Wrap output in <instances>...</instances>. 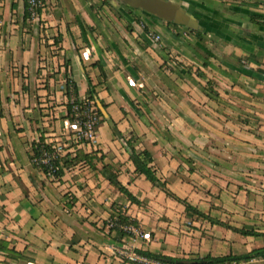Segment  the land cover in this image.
<instances>
[{
  "label": "crops",
  "instance_id": "obj_1",
  "mask_svg": "<svg viewBox=\"0 0 264 264\" xmlns=\"http://www.w3.org/2000/svg\"><path fill=\"white\" fill-rule=\"evenodd\" d=\"M129 1L43 0L41 13L29 18L25 0H0V264H141L121 249L187 260L264 247V217H248L228 196L220 199L228 192L223 182L219 194L212 192V205L192 203L220 222L186 221L183 203L156 186L158 199L147 193L139 182L147 179L135 173L108 123L102 126L111 136L102 140L110 152L85 159L91 170L66 166L55 179L33 165V144L61 133L67 74L80 98L88 95L89 78L94 83L101 76L109 89L99 96L116 122L122 116L137 133L144 123L135 102L145 109L153 139L143 149L152 152L157 175L178 197H184L183 180L191 186L192 179L185 172L183 179L173 178L180 162L204 165L218 180L249 176L258 180L249 193L264 195V24L251 18L264 21V0H166L194 15L198 27L167 21ZM168 132L175 133L172 144L155 140ZM225 144L227 158L215 150ZM252 148L255 159L248 156ZM104 165L139 200L152 197L147 212L110 183ZM185 196L192 202V195ZM169 206L183 216L178 227L169 220ZM117 207L149 237L111 229ZM150 213L162 214L153 221ZM186 222L195 228L189 231ZM202 224L206 229L197 227ZM246 225L258 235L241 237L235 228ZM230 264H264V258Z\"/></svg>",
  "mask_w": 264,
  "mask_h": 264
},
{
  "label": "rangeland",
  "instance_id": "obj_2",
  "mask_svg": "<svg viewBox=\"0 0 264 264\" xmlns=\"http://www.w3.org/2000/svg\"><path fill=\"white\" fill-rule=\"evenodd\" d=\"M94 80H95L94 84L96 86L97 93L104 94L105 90L109 89L106 78L104 79V78H101V76H98V78L94 79ZM63 89H64L63 90L64 95L66 96L63 99V103H64L63 105L73 104L75 102L74 89L71 88L69 92H67V89L65 87ZM87 96L84 98H80L81 101L87 102L88 101ZM87 103H90L91 105H93L92 102L88 101ZM135 103L137 105L138 110L141 113V116L139 117V121L141 120L144 123L142 130L138 131L136 133L135 132L136 130L133 131L134 129H133L132 125L131 126L128 125V123L125 122V119L122 116H118L116 118L117 124L121 125V128H123L125 130V133L122 130H121L122 131V133H121L120 129H118V133L116 135L119 138L120 143H122V135H125L126 137H133L135 139V144H136L137 149H143V147L148 145L153 139L152 134L148 132V127L150 126V124H152V122L148 123V121L146 119L147 113H146L145 109H143L139 103H137V102H135ZM65 109L67 110V106L63 108V110H65ZM106 112L108 113V109H106ZM88 113H89V115H91L89 118L91 120H93L95 131H96L95 139L90 140V141L86 140L82 137L81 138L79 137V132L84 131V128L82 129L80 127L84 124L85 121H87L84 116L77 117V115L74 113V116L68 117V113L66 111L63 114V116L60 117V120L62 123L60 125V132L61 133L58 136L57 140H54V141H55V144H57L59 147H61V154L63 155V157L65 159L67 158V160H68L67 161V170L72 169V168H74L75 170H77V169L81 170L84 167H87V170H91V166L89 167V164H88L87 160H85L82 153L96 154L99 157H101L100 159H104L108 156V153L110 152L109 143L102 140V138L106 139L108 135H109V137L111 136L110 131L107 129L106 125L102 126V117L100 115H98L95 107H93L91 110H89ZM163 134H165V137L163 136ZM168 134H170V135H168ZM159 138L165 139L167 142L169 141L170 144H172L173 140H175V141L177 140L175 133H170V132L159 133V137L155 138V140L158 141ZM112 140L115 141V139H112ZM116 143L119 146V143L118 142H116ZM231 143H233V141H231ZM226 144H225V147L222 145L217 146L215 148V150H216V152H218L219 156H224L227 158V155H228L227 151H230V150H228L226 148ZM120 149L123 151L122 147ZM252 149L253 150L250 151L252 154L250 153L248 156H250V158H252V159H255L256 156H254L253 153L257 154L258 152H256V150L254 148H252ZM67 153H69V155H71V157L70 156L67 157ZM78 154H79V156L76 159V161L71 164V161L73 159L72 157H75ZM112 159H114V157ZM108 161H110V159H108L107 162ZM74 166H76V167H74ZM202 166L198 167L196 164H188V163L182 164V162H180V165H179V169H180L179 173L180 174H178V172H175L174 175L175 174L176 175L173 178L178 179V180L183 179L182 174H181L182 172H185V176L188 179H190V177L192 178V179H190L191 186H189L188 182H186L184 179L183 182H185V184H184L185 188L179 189L180 191L181 190L185 191V192L181 191L184 194V197L182 196L183 199H186V198L188 199V196H185V193H186L187 195H192L193 198L191 199V201H192L191 203H197V202L199 203L200 201H202V202H205L207 204L212 205L214 202L213 197H212V192H214L216 194L218 192V190H216V189H218L217 185L218 184L221 185L223 182V188L228 190V192H226L228 194L224 193L220 199H222L224 196H228L229 200H230L229 204H234V205H237L238 207L242 208L244 213L248 217L251 215H253V216H261L262 215L264 217V210H263L262 214L259 212V211H261V210H259L260 208L264 209V195H263V193H258V194H254V195H252V193L251 194L249 193V190H252V187H255V183L258 184V180H255L253 182L250 180L251 178H249V176H248V178L245 177V178H242L239 180H236L234 178H224V180H218V179H216L217 178L216 174L215 175L212 174L211 170L205 168L204 165H202ZM129 170H130V168H128V171ZM252 170H254V168H252L251 171ZM194 173H195V175H194ZM220 179H222V177H220ZM142 181L144 182V185H142V188H143V186L146 188H149L148 190H146L145 188H143V189H145V191L147 193H149L150 195H152L153 197L158 199L157 188H155L154 185H152L151 183L147 182V180H144L142 178H141V180L139 179L140 183H142ZM256 186H258V185H256ZM223 188H221V189H223ZM219 193L220 192H218L217 194H219ZM142 195H144V194L142 193ZM151 198L149 197V199H148L147 196H145L142 201L140 200L141 202L139 203V205L142 208H144L145 212H147V210H148V207H147L148 205L152 206L153 202H152ZM74 199H71V201L75 202L76 198L74 197ZM165 200H167V199H165ZM70 204H71V202H70ZM169 207H171V206H169ZM115 209H114L115 212L112 213V215H114V218L112 219L110 217L108 220L109 225L111 222H113L114 227H116V228L118 227L120 230H122L123 232H125L126 234L131 235V236H136L139 234V231H142L145 229L140 224L138 226L136 224V221H134L130 217H129L128 223H121L119 220V216L120 215L126 216V213L120 207L119 208L117 207ZM170 210L171 211L168 213V215H170L169 220L172 223H174L175 226H177L176 224H177L178 220H180V219L183 220V216H182V214L180 216V212H179L178 208H176V207L175 208L171 207ZM181 213H182V211H181ZM161 214L153 215V213H150V215L153 216V218H152L153 221L159 220L161 217ZM165 219H167V217H165ZM201 220H204V219H202L200 216H198L194 213H191V212L188 213L187 212L186 221H191V222L198 221V224H200ZM191 222L190 223L186 222L187 223V229L189 231H191V229L195 228L194 226H192ZM130 226L137 228V232L130 230L129 229ZM251 226L252 225H246V228L249 229V228H251ZM109 227L111 228V226H109ZM197 227H199L201 229H206L203 226V224L201 226L198 225ZM119 229H116V230L119 232ZM239 233H240L241 237L247 236V234H243V233H241V231ZM147 235H148V233H147ZM148 237H149V235L147 236V238ZM229 245L226 247L228 250L230 248ZM246 245L251 246L250 243H247ZM262 245L264 246V237H261V243L259 244V246H262Z\"/></svg>",
  "mask_w": 264,
  "mask_h": 264
},
{
  "label": "trees",
  "instance_id": "obj_3",
  "mask_svg": "<svg viewBox=\"0 0 264 264\" xmlns=\"http://www.w3.org/2000/svg\"><path fill=\"white\" fill-rule=\"evenodd\" d=\"M43 3V0H41ZM25 4H26V12L25 15L26 17L32 18L31 17V12H30V4H29V0H25ZM43 8V7H42ZM41 8L37 9V13L38 15L41 13ZM252 20L254 19V21H256L257 23H259V25L264 24V21H262L263 17L259 16V15H253ZM201 33L198 32L197 35H200ZM64 66L66 68V72H69V62H65ZM100 68V67H99ZM101 74L103 77H105V71L104 69L101 67ZM66 89L67 92L70 91L71 88L74 89V96H75V102L73 104H68L67 105V113H68V117L74 116V107L75 106H82L83 102L81 101L79 94H78V87L77 84L71 79L69 78V75L67 74L66 77ZM87 100L89 102H92L93 105H88V106H92L95 107L97 110L98 115H100L102 117V124L103 123H108L112 133L114 134V136H116L117 132H118V124L117 122L112 118V116L109 115V119L105 117L102 108H106V103L104 102V100L99 96V93H97L96 90V86L93 83L92 79L89 78V89H88V96H87ZM82 110V109H81ZM122 133V131H121ZM117 137V136H116ZM122 140H123V147L126 149L127 154L129 155V159L132 161L133 165L135 166V172L137 173V175L139 176H144L150 183H152L154 186L160 188L162 191H164L166 193V195L174 198L175 200L183 203L186 207V211L188 213H194L200 217H203L205 219L210 220L211 222H220L217 219L212 218L210 215L206 214L203 211H200L196 206H194L191 202H189L187 199H182L180 197H178L175 193H173L167 184L166 180H162L158 175L157 172L154 168V166L152 165L153 161H154V157L152 152L147 149H137L136 144H135V139L133 137H126L125 135H122ZM55 145V141H50L47 140L46 137L41 136L39 138V140L37 142H35L32 146V153H31V160L33 165L36 168L41 169L48 177L51 178H59L64 174L65 171V167L67 166V158L65 159L63 157V155L58 156V158L54 161V165L56 167V170L52 173H50V170L47 166L42 165V164H38L37 160L42 156L44 151H51L53 150V146ZM84 158L87 159L88 161L92 158H94V156L96 154H90V153H82ZM71 155H69V153H67V157ZM79 154L75 157H72V161L71 164L73 162L76 161V159L78 158ZM103 172L106 176V178L110 181V183L116 187L118 190H120L122 193H124L131 201L132 203H140V200L134 196L125 185L122 184V182L118 179L117 174L112 170L111 167H109L108 165H104L103 167ZM111 218H114V215H111ZM119 220L121 223H128L129 220V216L127 217V215H120L119 216ZM133 221V220H132ZM135 223V222H134ZM111 229H119L118 227H111ZM235 230L237 231H241V233L243 234H247V235H258V232L254 231V230H248L245 228H242L241 230L238 228H235ZM121 236L126 235L125 232H123L122 230L119 229L118 232ZM3 246L0 244V249H2ZM138 253L145 255L147 257L150 258H155V259H162V260H174L177 258H173V257H166V256H162L159 255L157 253H151L149 251H142V250H137ZM256 257H263L264 258V247L258 248V249H254L248 253L245 254H241V255H233V254H229V255H225V256H220V257H212V256H206L203 258H197V259H185L186 261H190V262H232V261H248L251 260L253 258Z\"/></svg>",
  "mask_w": 264,
  "mask_h": 264
},
{
  "label": "built area",
  "instance_id": "obj_4",
  "mask_svg": "<svg viewBox=\"0 0 264 264\" xmlns=\"http://www.w3.org/2000/svg\"><path fill=\"white\" fill-rule=\"evenodd\" d=\"M30 4V12L31 17L36 18L38 16L37 9L43 7V3L41 0H29ZM158 39V37H157ZM82 106H75L74 107V113L77 115V117L84 116L87 121L84 122V124L80 128H84L83 132H79V137L84 138L86 140H93L95 139L96 131L94 127V122L89 117L88 111L91 110L93 107L88 106L90 103H87L85 101H82ZM82 109V110H81ZM88 116V117H87ZM61 147H59L57 144L53 146V150L51 151H44L42 156L37 160L38 164L45 165L49 168L50 173L54 172L56 170V167L54 165V161L58 158V156H61ZM111 227L114 226V223L111 222ZM130 230H133L134 232H137V228L130 226ZM127 230V229H126ZM140 236L143 238H147V233H142L139 231ZM121 254L133 262H138L141 264H230V262H190L186 261L184 259H174V260H162V259H155L150 258L145 255H142L137 252V250L131 251L129 248L123 247L121 249Z\"/></svg>",
  "mask_w": 264,
  "mask_h": 264
},
{
  "label": "water",
  "instance_id": "obj_5",
  "mask_svg": "<svg viewBox=\"0 0 264 264\" xmlns=\"http://www.w3.org/2000/svg\"><path fill=\"white\" fill-rule=\"evenodd\" d=\"M135 2L136 1L133 0L131 2L129 1L127 4L131 5L132 3L135 4ZM138 2H140L145 9L160 15L167 21H174L177 24L194 25L195 27H198V21L195 16L180 5H172L173 3H168L166 0H138ZM171 17H173V19ZM102 111L105 117L109 119L106 110L102 108Z\"/></svg>",
  "mask_w": 264,
  "mask_h": 264
}]
</instances>
